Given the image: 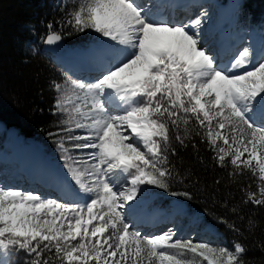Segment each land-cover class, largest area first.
I'll return each mask as SVG.
<instances>
[{
    "label": "snow or ice",
    "instance_id": "snow-or-ice-1",
    "mask_svg": "<svg viewBox=\"0 0 264 264\" xmlns=\"http://www.w3.org/2000/svg\"><path fill=\"white\" fill-rule=\"evenodd\" d=\"M206 15L169 24L155 20L150 7L137 0H82L55 22L77 32L90 29L111 42L103 46L107 62L94 82L71 81V94L54 84L62 95L53 115H67L59 124L87 132L61 135L72 127L49 132L58 138L54 143L69 178L54 176L62 198L0 185V264H13L8 257L21 251L22 264H248V248L240 242L229 248L173 239L171 229L142 236L125 219L124 209L137 200L142 185L191 199L189 192L171 191L173 183L197 182L191 170L181 172L169 159L177 155L170 125L178 130L191 118L207 129L217 165L226 167L230 158L229 178L244 169L256 178V191L249 185L243 203L264 207V57L249 67L246 48L227 69L219 67L203 46ZM47 28L45 43L62 39L52 31L53 23ZM189 139L187 127L184 136H175L184 147ZM75 150L90 151L77 156ZM248 225L250 231L258 227L252 218ZM257 247L264 251V243Z\"/></svg>",
    "mask_w": 264,
    "mask_h": 264
},
{
    "label": "trees",
    "instance_id": "trees-1",
    "mask_svg": "<svg viewBox=\"0 0 264 264\" xmlns=\"http://www.w3.org/2000/svg\"><path fill=\"white\" fill-rule=\"evenodd\" d=\"M73 9L70 0H0V123L23 140L41 143L48 150L55 149L54 139H58L50 137L49 132H60L64 127L59 124L60 114L53 115L55 101L62 94L55 90L54 84L64 87L66 84L64 72L50 54L42 50V41L49 33L47 24L51 22L52 31L62 35L67 48L90 45L89 37H76L70 26L55 23L66 19V13ZM239 13L238 20L262 24L264 0H241ZM186 127L191 139L184 147L175 136H184ZM206 131L195 118H191L187 126L181 122L178 130L170 125L169 136L177 155H170L169 159L181 172L190 169L192 178L197 181L173 183L171 191L189 192L191 199L173 196L155 187L151 189L161 205L180 202L189 211L199 212L226 241L244 244L248 248V264H264V251L257 247L264 243V207L243 203L249 185L250 190L255 191L251 176L244 169L241 175L229 178L228 172L233 171L230 158L226 159V167L217 165L213 158L216 153L204 135ZM66 134L61 132L62 136ZM193 142L195 148L191 146ZM217 179L221 181L219 185L215 183ZM232 208H236L235 213ZM220 218L227 223H220ZM249 218L257 222L254 231L249 230ZM229 225H235L239 231ZM11 257L14 264H22L25 253L13 252Z\"/></svg>",
    "mask_w": 264,
    "mask_h": 264
},
{
    "label": "bare ground",
    "instance_id": "bare-ground-1",
    "mask_svg": "<svg viewBox=\"0 0 264 264\" xmlns=\"http://www.w3.org/2000/svg\"><path fill=\"white\" fill-rule=\"evenodd\" d=\"M141 1L142 0H137L138 3H141ZM148 1H151V0H147V1L144 0V2H148ZM216 1H218L219 4H217ZM220 1H222V0H215V1L214 0H168V1H164L160 6H157L156 9L153 8V5L150 6V10H151L152 15L156 12V10H160L163 12V14L160 17H158V18L153 17L158 22H162L163 20H165V16L168 14H169L168 16H170V17H173V18L176 17L177 18V20L172 19L171 22H168L169 24H176L179 21H181L182 19L184 20V18L188 15L191 16L193 19H196L197 17L200 16V14H201L200 12L204 10L203 12H206L207 15H206V17L203 18V24L204 25L202 24V27L200 28V32H201L203 44L204 43L209 44V41H211V39L213 38L211 35H214L220 26H226L227 28H229V26H232V24L229 25L227 23V21L225 19H223V12H224L225 8L223 6L220 7V4H221ZM211 4L213 6H211ZM224 4H225V2H224ZM206 8H211V10L213 12L211 10L208 11ZM232 8H235V5H232ZM236 11H237V8L235 9V12ZM211 13L213 14V17L208 18L207 16H209V14H211ZM183 20H182V23H183ZM207 22L212 23L213 27L211 29H208L207 27H205V23H207ZM257 30L258 29H256L255 32ZM257 34H259V31ZM218 38H219V33L214 35L213 40L215 41ZM241 38H242L241 34H239V36L232 35V37L230 39H231V42H233V45L226 44L224 53L220 56H218V54H216V52L214 50L215 49V42L213 41V43H211L209 45L207 50L210 49L211 50V51H209L210 53L212 51L215 52L214 57L216 58V63H217V65L219 64V67L224 68L225 64L223 61H225V59L227 57L232 55L233 52L237 48H240L243 46V45L239 44ZM263 39H264V37H262V36L259 38L253 37L250 40V42L247 43L248 46L246 48L249 50V52L251 54V58L253 56L254 51L256 50L254 55H255V57H257V62L262 57H264V45L262 46L263 42L260 43V40L263 41ZM103 46H104V44L101 43V44H98L97 49L91 48V49H88L87 51H84V52L68 49L65 54L57 55L56 57L57 58L62 57V58H66L68 60L71 57L77 58L76 62H74V61L69 62V69L73 70V73H71L72 74L71 76L74 79H76L77 77L80 79L83 76L87 78V77H91V75L94 76L96 74H99V75L94 77V79L96 80L100 76L101 71L103 70L104 64L107 62V56L104 54ZM237 55H239V54H237ZM237 55L234 56L233 58H235V57L237 58ZM90 63H94V64L97 63V65L92 67L91 65H89ZM62 66H64V65H62ZM240 71H243V69H241ZM85 81H86V83H89L92 80L86 79ZM0 126L4 128V126L1 123H0ZM8 131H9L10 136L13 135V139H14L13 141L14 142L11 144L12 146L8 145L5 147V149L10 150V149H12L11 147L16 148L17 151L19 150V152H17V155H23V156H27V154H29L30 152H37V154H39V155L43 154L41 152L42 150L40 151L38 148H36V145H35L36 142L31 141V140H27V139L23 140L22 138L18 137L15 134L14 130H8ZM44 150L47 152L46 149H44ZM9 152L11 153L12 151H9ZM44 156L52 159L50 157L51 154L49 152H47L46 155H44ZM55 158H57V157H55ZM3 160L6 162H3ZM8 162H10L9 164L15 163L16 166L18 165L16 163L17 161L15 162V159H14V162H12L9 157H0V163L4 164V163H8ZM23 163L24 164L22 166H26L27 163L24 161H23ZM56 164L57 165H55V167H60L63 170L62 175L65 176L63 165H62L63 160L59 159V162L56 161ZM15 165H14V167L16 168ZM0 168H1V166H0ZM28 170H30V169H28ZM18 174H20L19 178H18V176H19ZM10 175H11L9 177L10 181L7 182L8 187H10V185L17 184V183H15V180L18 178L19 180L24 182L23 190H28V191L40 193L41 195H48V194L50 195L51 192L46 193L49 190L53 192L52 187H51L49 182H47V181L40 182L37 179H35L34 177L27 176L25 173H23L22 171H19L18 169H15L13 171V173L11 172ZM17 182H18V180H17ZM19 185H22V183H20ZM18 187H20V186H18ZM56 192H57V190H56ZM90 196H91V194H90ZM140 196H141V198L145 197V195H143V194H140ZM64 202L68 203L71 201L64 200ZM149 204H147V208L149 207ZM138 206L139 207L132 206V209H134V207H135L140 212V214H146L147 213V212H144L146 206H143L142 204H138ZM175 206L177 208H179L180 206L182 207V205L178 204V203ZM143 216H146V215H142V217ZM184 218H186V217H184ZM141 219H139V220H141ZM173 219L174 218H171L169 221H171ZM153 220H155L156 222H153ZM166 222H168V219H165V220L161 219L160 220V218H157V220H156V218L153 219L152 217H147L144 221V224L141 225V229L142 228L145 229V234H148L150 232L154 233V231L156 232L159 228H161L163 225H165ZM184 222L186 223V221L183 219V223ZM131 224L134 227H139L132 222H131ZM191 224L193 227H196V225H197L196 222H193ZM157 226H159V227L156 228Z\"/></svg>",
    "mask_w": 264,
    "mask_h": 264
},
{
    "label": "rangeland",
    "instance_id": "rangeland-1",
    "mask_svg": "<svg viewBox=\"0 0 264 264\" xmlns=\"http://www.w3.org/2000/svg\"><path fill=\"white\" fill-rule=\"evenodd\" d=\"M70 1L72 2L74 8L77 7L80 2H82V0H70ZM211 6H213V5L211 4ZM206 9L208 11L211 10V8H206ZM203 11H201V12H203ZM238 13H239V11H238ZM168 15H166L167 18L165 20H163L162 22L168 23L172 19L177 20L176 17L173 18V17H170ZM207 17L208 18L213 17V14L211 13ZM234 19H236V18H234ZM182 20L179 21V22L177 21V22L178 23H182ZM251 22L252 21H250V20H246V21H242V19L241 20H238V24L240 25V28L237 29V32L238 33H241V36L243 34H245V35L242 36V38H241V40L239 42V44L240 45H243V46L240 47V48H237L233 52L232 55H230L229 57H227L225 59V61H223L225 65H227V63H228V61L226 62L227 59H229V58L235 59L236 57L233 58L234 56H236L237 54H240L244 49H246V47L248 46L247 43L250 42V40L253 37L259 38V35L258 34H254L253 36H249V34L252 33L254 30L258 29L256 32L258 33V31H259V34L262 33V35H263L262 37H264V22L262 24L260 23L259 25L255 24V23L252 24ZM178 23H176V24H178ZM217 33H219L218 32V29H217V31H216V33L214 35H216ZM74 34H75L76 37H79V36L83 37L84 36L85 38H88L89 37L90 40H91L89 47L86 48V49L80 50V52L87 51L88 49H91V48H96L97 49L98 44H101V43L104 44V45L105 44H108V43H111L109 41H106L103 37H101L100 34L95 33L94 31H92L90 29L89 30H86L84 32H77V31L74 30ZM214 35H211L213 38L211 39V41H209V44H206V43L203 44V46L206 49L209 47V45L211 43H213V41H214L213 40L214 39ZM233 35L234 36H239V34H237V33H234ZM69 39L70 38L68 37V40ZM71 39H73V38H71ZM262 42H263V44H262V46H263L264 45V39H263V41L260 40V43H262ZM40 43H41V41H39V44ZM70 49H73V48H70ZM208 51H211V50L209 49ZM255 51H254L253 56L251 58L252 64L249 65V67H252V66H254L257 63V57H255V55H254L255 54ZM212 52H211V54H212ZM49 54H50L49 56H51L53 58L54 62H56L59 65V67L61 68V70L64 72L63 78H64L65 84H66L64 88L67 89V91L69 92V94H71L73 92V89L71 88V81H73L72 80V76H71L72 74L71 73H73V70L69 69V67H67L66 64L60 63L57 60L56 55L51 54V53H49ZM213 56H215V53H214ZM238 56L239 55H237V58H238ZM62 65H64V66H62ZM89 65H91L93 67V66L97 65V63H95V64L94 63H90ZM218 66H219V64H218ZM97 75H99V74H96L94 76L91 75V77H87V78L83 76L82 79L76 78L74 80H79V81H82V82L86 83L85 80L87 79V80H92L91 82H94V80H95L94 77L97 76ZM91 82H89V83H91ZM60 95H62V94H60ZM69 107H70V105H69ZM59 118H60L59 120L67 119V115L66 114H60L59 115ZM64 127H72L73 128V131L71 133H67L66 136L69 135V134H71V135H86L87 134L86 130H83V129H75L74 128V124L73 125H65ZM13 140H14L13 139V135L10 136L9 135V131L8 130L5 131V128H3V127L0 126V144H1V146L2 147H6L8 145H11L14 142ZM66 144H67V146L68 145H71L67 141H66ZM219 144L222 145V141H219ZM35 145H36V148H38L40 151L42 150L41 151L43 153L42 155H46V153L49 152V151L46 152L44 150V149H46V150H48V149L46 148V146L42 145L41 143H37L36 142ZM69 147H71V146H69ZM11 148L12 149H10L9 151H12L11 154L14 155L15 149L13 147H11ZM88 151H90V150H84V151L75 150V151H73L72 154L73 155H77V156H82V155H86ZM49 153L51 154V156H50L51 158L57 157V158L61 159V153L58 150L57 146H55V149H53ZM0 154H1V152H0ZM8 156H10V155L8 154ZM1 157H4V155L1 154ZM9 158L10 159L11 158L13 159V160L11 159L12 162H14V159H16L15 155L13 157H9ZM47 159H48V157H47ZM9 163L10 162L4 163V164L3 163H0V166H1V168H0V185L5 186V187H8V183L7 182L10 181L9 177L11 176L10 175L11 172L13 173V171L15 169H18V168H15L14 167L15 163H12V164H9ZM247 173L251 176V180L253 182V185H254V188H255V191H256V183L254 182L256 180V178L252 176V174H251V172L249 170H247ZM18 175H19L18 176V178H19L20 177V174H18ZM18 178L15 180V183H17V180H19ZM10 187L19 189L14 184L13 185H10ZM141 188L143 189V191L140 194L145 195V197H144L145 199L142 200L141 203L146 202V201H149V200H152L153 198H155V193L152 192V191H150V190H152L151 188H153V186L142 185ZM22 191H24V192H32V191H26V190H22ZM50 192H52V191L49 190L46 193H50ZM140 194L138 195V198L141 197ZM42 196H44L46 198L56 199V198H53V196H51L49 194L48 195H42ZM176 204H177V202H173V203H170L169 204L170 207H171V212L174 211V208H173L174 206H172V205H176ZM178 204H181L182 207L185 209V206L182 203H178ZM156 210H159V208H157ZM144 212H147V207L145 208V211ZM154 213H157V211H155ZM183 216L186 217L187 219L184 218ZM183 216L182 217H179V216L173 217L174 218L173 220L166 222L165 225H163L161 228H159L156 232L154 231V233L153 232H150L148 234H145V229H143V228L141 229V228L134 227L131 224V222H130V217L129 216H126L125 219H126L127 222H129L131 224L132 228L135 229V230H138L142 234V236H155V235H160V234L167 233L171 229L175 233L173 239H180V240L192 239L194 242H208V243H210L212 245L225 246V247L232 248L233 243H231L230 241H226L225 239H223L222 236L217 231L215 232V229L211 225H207L206 223H204L203 218H202V216H201V214L199 212L198 213H185L184 212ZM183 219L186 221V223L185 222L183 223ZM193 222H196L197 223L196 227H193L192 226L191 223H193ZM158 227L159 226H157L156 228H158ZM167 251H169L172 254H178L179 253V250H176V249H168ZM185 255L187 256V255H190V254H187L186 253ZM8 259H10L13 262V259H12L11 256L8 257ZM13 264H14V262H13ZM205 264H206V262H205Z\"/></svg>",
    "mask_w": 264,
    "mask_h": 264
},
{
    "label": "water",
    "instance_id": "water-1",
    "mask_svg": "<svg viewBox=\"0 0 264 264\" xmlns=\"http://www.w3.org/2000/svg\"><path fill=\"white\" fill-rule=\"evenodd\" d=\"M49 34V33H48ZM45 35L43 41H42V49L46 52H49L54 55H63L67 51V47L64 45L63 39H61L59 42H56L54 44H47L45 43V39L47 35Z\"/></svg>",
    "mask_w": 264,
    "mask_h": 264
}]
</instances>
